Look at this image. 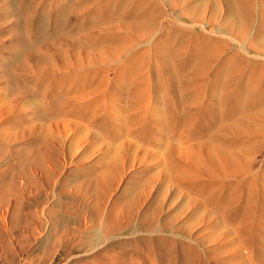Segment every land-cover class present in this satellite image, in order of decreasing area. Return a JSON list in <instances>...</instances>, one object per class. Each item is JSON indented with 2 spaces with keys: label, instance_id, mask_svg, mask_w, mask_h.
<instances>
[{
  "label": "rangeland",
  "instance_id": "obj_1",
  "mask_svg": "<svg viewBox=\"0 0 264 264\" xmlns=\"http://www.w3.org/2000/svg\"><path fill=\"white\" fill-rule=\"evenodd\" d=\"M22 1L0 0V264H153L148 255L152 248L151 252L158 250L153 240L172 234L162 224L185 236L191 225L193 232L200 233L202 247L230 246L234 233L217 229L222 222L217 221L221 216L218 211L196 201L187 190L176 191L167 168L159 167L157 158L165 152L162 147L141 138L140 124L137 133L121 127L130 125L133 117L124 116L122 99L114 100L112 107L121 119L109 122L105 118L110 112L103 99L108 93L106 81L112 77L108 66L125 63L143 48L149 50L150 88L156 92L160 59L151 46L159 29L161 33L184 30L191 38L222 39L243 57L264 63V44L259 40L264 36L261 0H252L253 18L245 33L238 30L245 17L237 12L239 0H152L156 30L146 39L134 38L119 24L114 32L130 38V44L124 46L120 38H100L88 52L69 47L64 56L56 54L49 39H35L36 26L44 16L48 33L52 31L55 10L51 0H47L49 8L46 0ZM27 5L32 9L28 13L31 30L25 23ZM80 20L82 17L72 19L71 25L80 24ZM105 25L103 19L97 20L91 34L109 33ZM7 62L18 65L9 70L18 76L16 82L5 74ZM65 65L72 71H65ZM85 72L89 76L80 82H55L68 74ZM255 119L236 118L229 125L258 140V132L248 127L260 125ZM242 154L254 160L249 173L255 175L260 191L255 197L258 208L254 217L261 219L264 199L258 195H263L260 165L264 150ZM244 185L241 201L251 191L247 183ZM152 219L160 227L148 226ZM210 253V260L224 259L221 264H232L225 259L229 251Z\"/></svg>",
  "mask_w": 264,
  "mask_h": 264
},
{
  "label": "bare ground",
  "instance_id": "obj_2",
  "mask_svg": "<svg viewBox=\"0 0 264 264\" xmlns=\"http://www.w3.org/2000/svg\"><path fill=\"white\" fill-rule=\"evenodd\" d=\"M40 1L44 0H38ZM261 2L260 24L264 26V0ZM27 6V10H24L25 23L27 29L31 30L33 24L28 23V13L32 9ZM50 6L55 10L52 31L48 33L47 18L44 16L36 26L35 39H49L51 44L48 45L59 56L66 55L69 47L83 48L88 52L98 44L100 38L107 41L120 38L124 46L130 44V38L114 32L119 24L132 33L134 38L142 40L156 26L152 0H101L98 3L97 0H51ZM50 6L47 1V8ZM236 7L237 12L245 14L238 25L239 33H245L252 22L253 1L239 0ZM80 17V24L71 25L72 19ZM231 17L233 20V16ZM99 19H103L109 33L92 35L91 26ZM161 31L159 29V36L151 46L152 53L160 59L156 92L150 88L148 73L151 63L147 48L136 51L125 63L109 65L112 77L106 81L108 93L103 104L111 114L106 116V122L121 119L112 107L114 100L122 99L120 108L124 116L131 114L133 117L131 116L130 125L121 124V127L129 133H137V125L140 124L143 130L138 134L141 138L150 144H158L159 149L162 147L160 150L165 151L164 154L161 153L163 156L157 158V162L159 167L167 168L176 191L187 190L196 201L202 200L218 211L221 216L217 221L222 222L218 223L217 229L234 233L231 235L234 241L230 246L221 243L218 246L202 247L200 233L195 232L196 229L193 232L191 225L185 236L175 227L162 224L160 226L165 230L170 229L172 234H156L153 241L158 250L151 252V247L148 255L150 253L153 264H211L212 261L214 264H221L224 259L210 260L207 253L229 251V256L224 258L232 264H264V203L260 204L263 207L260 209L261 219H256L254 215L258 207L255 197L260 191L257 192L255 175L249 173L254 160L242 154H246L248 150H264V63L243 57L236 47L233 48L222 39L191 38L184 30ZM259 40L264 44V36ZM64 67L65 71H72L68 65ZM10 68H18V65L7 62L4 70L8 80L16 82L18 76L12 75ZM88 76L86 72L82 75L68 74L57 78L55 82L57 85L73 84ZM246 116L259 120L258 127H248L253 133L258 132L260 139H252L243 129L229 125L230 120H246ZM214 140L219 142L215 144ZM246 174H250L247 180ZM260 175L263 195L260 193L258 196L263 200L264 157ZM245 183L250 186L247 187L251 191L247 199L241 201V188ZM214 216L216 215L213 218ZM148 226L152 229L160 227L153 219Z\"/></svg>",
  "mask_w": 264,
  "mask_h": 264
}]
</instances>
